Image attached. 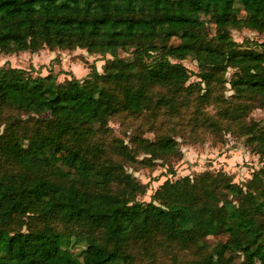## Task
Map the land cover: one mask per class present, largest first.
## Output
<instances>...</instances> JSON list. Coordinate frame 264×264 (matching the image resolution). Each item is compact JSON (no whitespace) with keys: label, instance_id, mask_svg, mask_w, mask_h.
<instances>
[{"label":"trees","instance_id":"trees-1","mask_svg":"<svg viewBox=\"0 0 264 264\" xmlns=\"http://www.w3.org/2000/svg\"><path fill=\"white\" fill-rule=\"evenodd\" d=\"M242 27L264 33V0H0V53L79 47L111 56L102 72L90 65L86 77L62 82L0 68V264H135L129 245L155 234L183 248L223 236L190 264H264V166L246 190L207 172L137 201L145 189L122 165L134 156L120 140L110 150L97 137L117 113L169 105L152 97L154 87L189 88L188 57L206 86L223 84L231 67L235 96L264 97V40L239 49L229 30ZM247 132L264 158V129ZM140 144L153 157L175 145L170 137ZM71 239L84 244L81 254Z\"/></svg>","mask_w":264,"mask_h":264},{"label":"rangeland","instance_id":"rangeland-1","mask_svg":"<svg viewBox=\"0 0 264 264\" xmlns=\"http://www.w3.org/2000/svg\"><path fill=\"white\" fill-rule=\"evenodd\" d=\"M183 16L193 18L195 13L185 10ZM206 31L209 36L215 35L212 22H207ZM229 33L241 50L255 48L264 40V33L247 27L233 28ZM118 56L127 61L133 58L130 51L119 50ZM108 58H111L108 54H90L79 47L43 48L33 53H0V68H22L33 76L52 72L57 81L62 82L67 74L79 79L86 77L90 65L102 72L101 67ZM181 63L189 74L185 84V87L192 84L189 88L173 94L165 87H154L152 97L170 98L169 105L155 106L138 114L117 113L110 118L106 132L97 136L110 150L111 145L120 140L134 156V161L125 160L122 165L145 189L136 197L137 201L152 200L165 182L184 177L193 181L207 172L229 176L232 183L246 190L248 182L264 166V158L255 152L247 132L249 128L264 129V97L247 92L235 96L230 85L235 70L231 67L224 72L223 84L212 82L206 86L196 75L198 68L194 59L188 57ZM3 129L0 122V133ZM163 137L173 139V152L153 157L142 151L141 139L155 142ZM114 157L121 161V157ZM30 221L38 223L33 219ZM57 227L62 229L61 225ZM26 228L25 223L22 230ZM223 239V236H207L202 248H183L165 236L155 234L147 240L131 242L128 250L133 254L135 264H190ZM69 248L78 255L84 244L71 239Z\"/></svg>","mask_w":264,"mask_h":264}]
</instances>
